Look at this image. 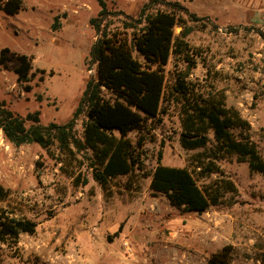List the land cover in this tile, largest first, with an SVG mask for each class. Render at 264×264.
I'll return each instance as SVG.
<instances>
[{
    "label": "rangeland",
    "instance_id": "1",
    "mask_svg": "<svg viewBox=\"0 0 264 264\" xmlns=\"http://www.w3.org/2000/svg\"><path fill=\"white\" fill-rule=\"evenodd\" d=\"M21 1L16 15L0 13V51L27 55L32 71L27 83H17L16 62L7 54L5 68L0 66V101L22 118L37 113L40 125L64 124L94 76L96 37L89 20L100 8L95 0ZM164 1H176L200 19L189 24L193 30L186 37L197 53L189 79L205 93L223 92L226 106L249 122L250 140L264 151V0ZM105 2L115 26L123 15L137 18L142 9L165 8L150 0ZM173 63L170 57L165 90ZM186 68L177 63V71ZM85 119L84 112L75 119L78 133ZM179 132L173 106L149 134L130 132L132 143L144 138L136 150L143 171L102 188L90 171L82 172L86 185L74 183L60 170L56 151L36 144L14 147L0 131V184L17 211L36 223L35 232L21 235L17 245L0 243V264H207L225 246L233 249L231 264H264V175L250 173L245 162H219L237 193L201 214L182 213L149 190L147 175L159 151L160 164L171 167H186L202 151L182 149Z\"/></svg>",
    "mask_w": 264,
    "mask_h": 264
},
{
    "label": "trees",
    "instance_id": "2",
    "mask_svg": "<svg viewBox=\"0 0 264 264\" xmlns=\"http://www.w3.org/2000/svg\"><path fill=\"white\" fill-rule=\"evenodd\" d=\"M95 1L100 9L89 20L96 37L91 50L94 76L72 118L64 124L40 125L37 113L22 118L0 101L4 140L14 147L36 144L45 151L54 150L60 170L74 183L87 184L84 170L90 171L92 179L105 188L113 179L142 170L136 150L144 138L139 136L132 143L128 134H149L159 123V116L173 106L180 126L181 148L202 151L190 156L186 167L160 164L159 151L157 164L147 175L153 194L163 196L182 213L201 214L228 203V198L237 193L220 161L235 158L245 162L250 173L264 175V151L250 140L249 122L235 108L226 106L223 92L205 93L189 79L197 53L186 37L193 30L189 24L200 19L176 1L150 0L165 8L154 13L142 9L137 18L123 15V21L115 26L105 0ZM21 9V0H0V13L7 16L16 15ZM175 27L180 28L178 34ZM52 28L55 30L57 23ZM261 37L264 40L263 34ZM7 54L16 62L13 73L17 83H27L31 59L3 48V68ZM170 57L174 71L165 90V68ZM179 62L185 63V71H177ZM83 112L86 119L78 133L75 119ZM26 122L31 124L27 126ZM35 229L36 223L17 211L10 191L0 184V243L15 246L21 235H31ZM232 255V247L225 246L211 254L207 264H231Z\"/></svg>",
    "mask_w": 264,
    "mask_h": 264
}]
</instances>
